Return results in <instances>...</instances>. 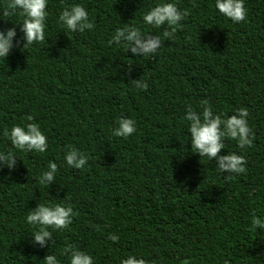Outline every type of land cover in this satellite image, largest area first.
Masks as SVG:
<instances>
[{"label": "trees", "instance_id": "1", "mask_svg": "<svg viewBox=\"0 0 264 264\" xmlns=\"http://www.w3.org/2000/svg\"><path fill=\"white\" fill-rule=\"evenodd\" d=\"M156 2L48 0L44 39L29 47L21 17H0V31L15 27L0 58V130L31 114L48 140L43 153L21 152L0 135V149H12L11 164L0 160V264H42L50 253L68 264V245L93 264L128 254L149 264H264V230L250 224L264 214V0H245L238 23L214 0H176L186 15L156 53L109 43L125 25L162 33L166 25L142 22ZM72 3L86 8L92 30L60 27L58 13ZM139 79L143 90L133 85ZM201 100L225 116L248 109L252 144L225 137L217 153L242 154L244 173L218 172L215 157L192 152L183 115ZM121 116L135 121L127 138L111 134ZM69 145L88 156L86 167L64 162ZM50 160L57 176L42 186L36 177ZM44 202L67 203L75 215L41 245L24 217Z\"/></svg>", "mask_w": 264, "mask_h": 264}, {"label": "clouds", "instance_id": "2", "mask_svg": "<svg viewBox=\"0 0 264 264\" xmlns=\"http://www.w3.org/2000/svg\"><path fill=\"white\" fill-rule=\"evenodd\" d=\"M48 0H4L3 11H0V17H21L22 29L25 47L32 45V42H42L45 36L46 16L48 13L45 6ZM215 9L224 17L229 18L233 23H238L246 18L247 8L245 0H214ZM186 15V10H180L177 7L176 0H157L142 15V22L145 26L159 28L166 25V29L158 34H150L142 31L141 28L134 25H125L118 27L112 33L109 43L126 44L130 47L135 56H150L158 51L161 40L164 37L173 38L177 28L180 27V21ZM89 13L81 3H72L63 7L57 16L58 24L68 32H84L85 29L92 30L93 23L89 20ZM15 35V27L0 31V58L7 56L12 37ZM160 48V47H159ZM137 89H145L147 82L139 79L132 81ZM248 109L239 107L235 109L234 114L223 115L213 110L207 100L199 102V110L191 105H187L183 119L187 122V132L190 136V146L192 152L198 153L199 157L207 160L216 158V169L218 172L224 170L232 174L239 175L246 171L245 158L242 154L236 152H227L225 155H217L218 150L225 147L223 138L235 140L237 146L241 149L252 144L253 134L248 124ZM136 130L135 121L130 117H118L116 126L112 128L111 134L117 137L127 138ZM11 145L21 152L43 153L48 147V140L39 124L33 122V116L26 114L21 123L12 124L10 127L0 130ZM12 149H0V160L7 159L11 161ZM88 156L78 149L68 146L64 153V162L75 169L86 167ZM58 172L57 163L48 161L46 166L40 170L36 180L46 186L50 181L56 178ZM226 179L232 178L231 175L225 176ZM75 215L74 209L67 203L44 202L28 211L24 217L25 223L32 229V236L35 241L44 244L46 237L50 236V229H66ZM251 227L257 226L264 230V214L256 215L253 213L250 220ZM108 239L116 241L118 236L114 233L108 234ZM67 252L68 264H93V256L87 252L68 245L65 248ZM42 264H61L54 253L45 255ZM119 264H149L142 256L128 254L120 259ZM225 264L227 262L225 261Z\"/></svg>", "mask_w": 264, "mask_h": 264}]
</instances>
